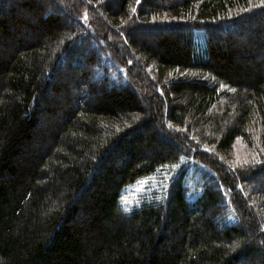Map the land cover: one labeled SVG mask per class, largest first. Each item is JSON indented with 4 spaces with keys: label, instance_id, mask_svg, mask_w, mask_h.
I'll list each match as a JSON object with an SVG mask.
<instances>
[{
    "label": "trees",
    "instance_id": "obj_1",
    "mask_svg": "<svg viewBox=\"0 0 264 264\" xmlns=\"http://www.w3.org/2000/svg\"><path fill=\"white\" fill-rule=\"evenodd\" d=\"M259 177L264 0H0V264H264Z\"/></svg>",
    "mask_w": 264,
    "mask_h": 264
},
{
    "label": "rangeland",
    "instance_id": "obj_2",
    "mask_svg": "<svg viewBox=\"0 0 264 264\" xmlns=\"http://www.w3.org/2000/svg\"><path fill=\"white\" fill-rule=\"evenodd\" d=\"M103 65L105 64V62L104 61H100ZM93 70V69H92ZM93 73V76H94V74H95V77H94V79H96V80H94V82H96L97 83V81L100 79V73H98V72H96V71H93L92 72ZM249 156H251V154H249V152H247L246 150L244 151V150H242V149H238L237 151H235L234 153H233V157H234V159L238 162V163H240L241 165H243V166H245V165H249V161L247 160L246 161V159L247 158H250ZM251 160V159H250ZM252 161H254L255 162V159H252ZM250 164H254V163H250ZM190 177V175H188V182L191 180V178H189ZM261 177H259V179H260ZM260 183H262V186H264V180H258ZM189 186H191V184H188ZM143 188V184L142 183H139L138 185H136L134 188H133V190L134 191H139L140 189H142ZM123 203H124V201H123ZM133 204H134V200L133 199H128L126 202H125V204H124V206H123V208H124V210H130L131 208H132V206H133ZM223 218L224 217H222L220 220H217V222H218V224H219V222H220V225H223V226H227V221L226 220H223Z\"/></svg>",
    "mask_w": 264,
    "mask_h": 264
},
{
    "label": "snow or ice",
    "instance_id": "obj_3",
    "mask_svg": "<svg viewBox=\"0 0 264 264\" xmlns=\"http://www.w3.org/2000/svg\"><path fill=\"white\" fill-rule=\"evenodd\" d=\"M137 2H139V0H137Z\"/></svg>",
    "mask_w": 264,
    "mask_h": 264
}]
</instances>
